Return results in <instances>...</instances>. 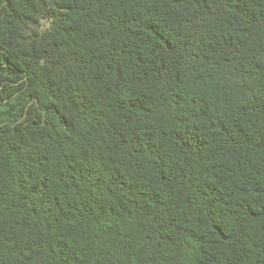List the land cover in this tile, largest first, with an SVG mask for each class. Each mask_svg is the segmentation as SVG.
<instances>
[{
    "label": "trees",
    "instance_id": "trees-1",
    "mask_svg": "<svg viewBox=\"0 0 264 264\" xmlns=\"http://www.w3.org/2000/svg\"><path fill=\"white\" fill-rule=\"evenodd\" d=\"M0 264H264V0H0Z\"/></svg>",
    "mask_w": 264,
    "mask_h": 264
}]
</instances>
